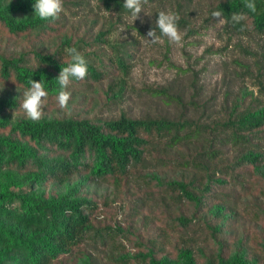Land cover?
<instances>
[{
	"label": "rangeland",
	"instance_id": "374dc122",
	"mask_svg": "<svg viewBox=\"0 0 264 264\" xmlns=\"http://www.w3.org/2000/svg\"><path fill=\"white\" fill-rule=\"evenodd\" d=\"M220 1L147 0L133 22L123 6L63 0L59 18L41 29L18 34L0 24V55L20 54L25 65L37 68L35 51L58 49L66 67L75 48L98 73L71 79L67 109L57 104L60 87L49 90L43 118L98 120L122 113L182 124L174 141L168 133H150L141 160L122 175L96 176L80 165L61 182L33 184L35 191L95 204L81 238L49 264H147L148 251L187 264L180 247L194 264L241 253L247 263L264 264V123L242 131L248 136L243 141L233 140L224 125L264 111V32L245 15L237 24L213 17ZM162 10L179 16V43L158 28L159 43L146 37ZM23 90L0 80V100L15 101L7 108L10 119L26 117ZM250 152L259 158H243ZM19 177L0 168V184L29 188ZM173 181L186 184L195 198Z\"/></svg>",
	"mask_w": 264,
	"mask_h": 264
},
{
	"label": "trees",
	"instance_id": "16d2710c",
	"mask_svg": "<svg viewBox=\"0 0 264 264\" xmlns=\"http://www.w3.org/2000/svg\"><path fill=\"white\" fill-rule=\"evenodd\" d=\"M107 6L122 7L120 0H103ZM255 12L249 10L246 0H222L217 9L234 23V13L250 19L257 31L264 32V0H254ZM35 0H0V24L9 32L27 33L44 27L50 20L35 15ZM64 40L67 42V38ZM34 52L41 64L32 68L23 63L20 54L0 55V80L7 85L26 89L29 82L42 80L47 91L59 88L58 74L65 59L62 52ZM89 73H98L88 65ZM15 101L0 100V168H9L19 174V182L30 186L13 190L0 184V264H49L68 250L88 226L95 204L84 197H74L58 192L44 193L32 187L45 179L58 182L83 166L96 176L122 175L131 164L141 160L147 136L168 133L174 141L180 137L181 123L167 118H136L120 114L115 118L91 120L88 118H42L33 121L27 117L10 119L7 108ZM264 123V111L245 113L224 123L230 128L233 140H248L242 131H251ZM54 149L58 153L49 154ZM258 152L244 155L248 161L257 160ZM179 191L195 198L186 184L173 181ZM184 262H192L190 251L180 247ZM147 264H172L170 258H156L149 251ZM205 264H255L246 262L243 254L231 260L217 257Z\"/></svg>",
	"mask_w": 264,
	"mask_h": 264
},
{
	"label": "clouds",
	"instance_id": "9594fccd",
	"mask_svg": "<svg viewBox=\"0 0 264 264\" xmlns=\"http://www.w3.org/2000/svg\"><path fill=\"white\" fill-rule=\"evenodd\" d=\"M10 2L11 0H9ZM146 3L147 0H124L123 7L131 11L134 22L141 11H143V5ZM245 6L253 12L256 10L254 0H246ZM33 7L35 15L41 20L58 19L60 13L64 10L63 0H35ZM212 15L218 18V20L222 18V13L219 11L213 12ZM179 19V16L174 12L160 11L155 20V27H152L148 31L146 37L153 44L159 43L161 37L155 31L158 28L161 35L167 37L170 42L179 43L182 39L178 26ZM244 19L243 14L234 13L232 16V20L235 23H239ZM69 53L71 55V63L63 67L57 77L60 90L57 93L56 100L61 110L68 108L71 99V92L67 90L71 79L83 80L88 74V63L85 57L75 48L69 49ZM29 84L30 86L23 90L21 107L28 119L39 121L43 118L45 101L49 96V92L46 90L41 79H32Z\"/></svg>",
	"mask_w": 264,
	"mask_h": 264
}]
</instances>
